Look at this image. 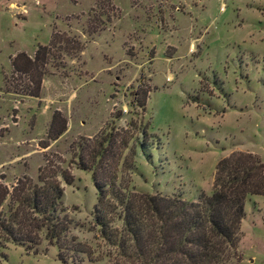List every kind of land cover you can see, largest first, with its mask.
<instances>
[{
	"label": "rangeland",
	"instance_id": "rangeland-1",
	"mask_svg": "<svg viewBox=\"0 0 264 264\" xmlns=\"http://www.w3.org/2000/svg\"><path fill=\"white\" fill-rule=\"evenodd\" d=\"M50 39L37 97L14 94L10 61ZM53 113L65 130L50 141ZM231 152L264 157V0H0V185L37 184L39 169L70 176L55 177L60 204L96 262L65 264H108L91 166L128 192L190 202ZM242 211L229 264H264V197ZM55 255L41 238L28 251L5 243L0 264H61Z\"/></svg>",
	"mask_w": 264,
	"mask_h": 264
},
{
	"label": "trees",
	"instance_id": "trees-1",
	"mask_svg": "<svg viewBox=\"0 0 264 264\" xmlns=\"http://www.w3.org/2000/svg\"><path fill=\"white\" fill-rule=\"evenodd\" d=\"M51 39L47 46H37L31 59L23 53L12 58L14 94L37 97L43 66L51 55ZM70 42L77 45L73 39ZM64 130L65 122L53 113L47 140H55ZM104 152L105 147L100 148L88 156L89 161L97 162ZM81 163V170H87ZM57 176L65 185L70 184L66 172L39 169L37 184L23 178L9 190L0 185V210L4 202L6 207L5 214L0 213V247L10 243L28 251L41 238L55 248L61 264L65 258L95 263L89 248L70 235L71 221L60 204L62 190ZM90 179L96 196L92 223L97 238L111 250L105 254L108 264H229L238 260L235 249L244 200L264 197V157L248 152L222 157L215 164L209 195L199 193L190 202L179 196L128 192L113 182L100 181L92 166ZM112 218L119 223L118 228L111 226Z\"/></svg>",
	"mask_w": 264,
	"mask_h": 264
}]
</instances>
